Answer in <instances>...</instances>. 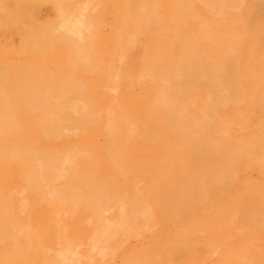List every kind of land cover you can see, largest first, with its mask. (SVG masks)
Returning a JSON list of instances; mask_svg holds the SVG:
<instances>
[{
  "label": "bare ground",
  "instance_id": "bare-ground-1",
  "mask_svg": "<svg viewBox=\"0 0 264 264\" xmlns=\"http://www.w3.org/2000/svg\"><path fill=\"white\" fill-rule=\"evenodd\" d=\"M231 243L264 264V0H0V264Z\"/></svg>",
  "mask_w": 264,
  "mask_h": 264
},
{
  "label": "rangeland",
  "instance_id": "rangeland-1",
  "mask_svg": "<svg viewBox=\"0 0 264 264\" xmlns=\"http://www.w3.org/2000/svg\"><path fill=\"white\" fill-rule=\"evenodd\" d=\"M252 176H256V175L253 173ZM105 179L108 180V181H106L107 184H108V182L111 184V182H112V180H113V179H111V178H105ZM105 179H102V180H105ZM109 179H110V180H109ZM100 181H101V180H100ZM110 181H111V182H110ZM103 182H104V181H103ZM113 182H114V181H113ZM113 182H112V184H111V187H112V188L109 186L111 189H114V187H115V186H114V187L112 186V185H113ZM165 182H167V181L163 180V182H160V183L152 182V184H153L154 186H151L152 188L149 187L150 190L152 191V192L149 191V192H150V193H149V194H150V198L153 197V199H155V196H156V193H157V197H160V196H161V199H162V200H163V199L166 200V201L168 200V201L171 203L170 205H172L173 202H175V203H176V202H179V200L175 199V198H174V195L171 193L173 188L168 190V188L170 187V185H169V187L167 188V190L162 189V188L164 187V185L167 184V183H165ZM101 183H102V181H101ZM98 184H100V183H98ZM102 184H103V183H102ZM114 184H115V183H114ZM150 184H151V183H150ZM105 185H106V184H105ZM108 185H109V184H108ZM119 186H121V187H122V186H124V187L127 186L128 188H130V187L132 186V184H128V185H119ZM157 186H158L159 188H158ZM171 187H172V185H171ZM164 188H166V187H164ZM152 189H153V190H152ZM154 190H155V191H154ZM158 190L162 191V193H159V194H161V195L158 194ZM160 191H159V192H160ZM152 194H154V196H153ZM162 195H163V196H162ZM171 199H173V200H171ZM164 200H163V201H164ZM176 200H177V201H176ZM168 201H167V202H168ZM165 204H166V202H165ZM212 226H213V225H212ZM219 227L221 228L220 225H219ZM168 228H169V227H168ZM169 231H170L171 234L173 235V231H172V228H171V227L169 228ZM158 236H159V237H158ZM154 238H155V239H154L153 241H154V242H159L160 249L162 250V252H164V251H165V252L170 251L171 253H173V247H171V248H170V247H166V246H168V243H167V245H166L165 247H162V242L164 243V241H166L167 239H168V240H167L168 242H169V241L171 242V245L173 244V241L170 240V238H168V237L165 235V232H164V231H162V232L156 231V234H155ZM161 240H162V241H161ZM167 241H166V242H167ZM219 242H220V241H219ZM165 244H166V243H165ZM165 244H163V245H165ZM169 244H170V243H169ZM171 245H170V246H171ZM172 246H173V245H172ZM220 246H221L220 249L216 248V249L211 250V251L207 250L208 252H211V256H212L213 254L216 255V256L218 255V256H217L218 258H216V256H213V257H210V256H209L210 258H209V257L207 258V257H206V256H207V255H206V252H207L206 250H205V251H206L205 253L201 252V250H198V254H197L196 258H194V259L192 260V262H191V260L188 261L187 258H186V259L184 258V260L182 259L181 262H182V263H185V264H196L195 260H197V261L199 260V263L197 262L198 264H204V262H202L203 260L201 261V259H204L205 257L207 258V259L205 258V261H206V260H212V261H214L216 264H221L222 261H227V260H230V261H231V260H233L234 257H235V255L233 254L234 250H232V249L234 248V247H233V244L231 243V245L226 246V247H225L224 244H222V245H220ZM230 246H232L233 248L230 247ZM161 247H162L163 249H162ZM218 247H219V245H218ZM164 248H165V249H164ZM223 251H224V252H223ZM199 252H200V253H199ZM225 252H226V253H225ZM227 252H228V253H227ZM145 253L147 254V252H145ZM221 253H222V254H221ZM199 254H200V257H201V258H199ZM213 258H214V260H213ZM226 258H227V259H226ZM228 258H229V259H228ZM215 259H216V260H215ZM217 260H218L219 263L217 262ZM219 260H220L221 262H220ZM1 263H4V262L2 261Z\"/></svg>",
  "mask_w": 264,
  "mask_h": 264
}]
</instances>
